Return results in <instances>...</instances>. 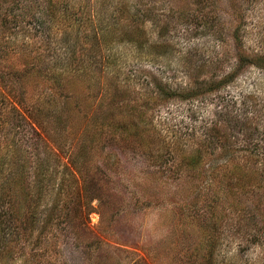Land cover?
<instances>
[{
  "label": "rangeland",
  "instance_id": "1",
  "mask_svg": "<svg viewBox=\"0 0 264 264\" xmlns=\"http://www.w3.org/2000/svg\"><path fill=\"white\" fill-rule=\"evenodd\" d=\"M72 1L54 0L56 21L43 17L40 11L46 9L48 0H16L1 7L0 64L20 67L23 57L36 58L35 53L41 51L44 55L38 61L46 60L43 67L47 63L51 66L52 61L62 56L66 31L71 32L69 42H74L70 24L75 23L73 15L74 20L77 16L71 9L66 11L67 3L72 7ZM89 1L80 0L84 11L92 9L97 0H93L92 6ZM135 1L141 9L155 10L157 23L149 22L146 31L149 41L158 48L163 46L167 53L147 55L121 38L98 41V48L92 39L85 51L102 60L101 64H94L95 77L98 79L108 71L118 73L126 85L124 90L127 87L132 92V103L142 101L139 93L156 91L158 82L179 94L193 85L194 76L208 81L229 76L238 70L237 53L241 47L252 56L264 58V0H168V5L163 0ZM9 7L14 11H9ZM7 11L17 21L13 22L11 31L3 30L2 26ZM64 15L70 21H63ZM204 16L208 18V26L201 22ZM164 25L168 31L160 37L159 30ZM86 31L89 35L97 32ZM121 35L116 33L115 37ZM79 43L85 44V39L80 38ZM45 49H48L46 53ZM83 49L79 44L77 54H84ZM107 63L113 66L106 67ZM33 86L28 85L26 96L16 90L14 97L0 85V156L15 138L12 125L22 116L26 120L20 141L27 146L30 143L37 152L43 151L39 142L29 140L32 134L22 100L29 97L31 104L45 96L50 86L40 78L37 96L32 95ZM102 88L98 82L90 92L79 87L83 106L102 103L99 102L102 98L99 121L106 111L111 114L101 122L103 128L109 119L130 122L120 111L127 110L125 99L129 94L114 91L104 99ZM80 113L73 112L71 123L80 121ZM148 116L151 122L147 127L141 126L137 137H109L107 133L92 137L94 132L100 133L97 130L85 137L95 141L82 169L86 181L79 177L74 183L69 178L66 187L77 189L72 194L73 188L68 187L70 198L77 197V201L85 203L91 200L94 211L88 217L84 213L80 216L77 208L70 206L63 214L71 212L69 223L59 219L64 222L55 221L44 234L38 227L30 238L29 233L17 230L19 244L28 253L29 241L40 237L38 264L204 263L200 251L201 219L195 220L190 211L201 206V188H198L201 185L178 164L185 156L205 147L218 165L232 158V164L264 173V69L247 66L220 90L197 99L171 100L150 111ZM139 118L134 120L139 122ZM214 127L216 132L211 130ZM225 135L226 140L221 139ZM80 139L84 137H71L67 149L76 152ZM63 173L58 163L54 174L61 178ZM248 175L255 177L252 173ZM257 176L254 181L260 177ZM85 183L88 192L82 190ZM241 196L240 201L246 205L244 215L239 218L230 210L226 214L218 229L214 264H264V190L255 189ZM51 204L52 201L46 207L43 205L41 220L48 216ZM61 206L66 207L64 202ZM0 208L7 206L1 202ZM14 247L20 249L19 245ZM20 250H15L16 262L7 261L8 256L5 258L7 264H34Z\"/></svg>",
  "mask_w": 264,
  "mask_h": 264
},
{
  "label": "trees",
  "instance_id": "2",
  "mask_svg": "<svg viewBox=\"0 0 264 264\" xmlns=\"http://www.w3.org/2000/svg\"><path fill=\"white\" fill-rule=\"evenodd\" d=\"M157 1L155 0V2ZM15 2L16 0H0V8ZM89 2L92 6L94 1L90 0ZM55 3L54 0H48L46 9H40L43 17L56 21ZM72 3V7L67 3L66 11L71 9V12L77 16L74 20L73 15L72 22L75 23L70 24L74 29V33H72L74 34V42L72 44L69 42L71 32L66 31L63 35L62 56L56 61H52L51 66H48L49 63H47L43 67L46 60L38 61L44 55L41 51L35 53L36 58L32 55L23 57L20 67L10 65V67H3L0 64V85L5 88L9 95L16 97V90H19L26 96L28 85L34 84L33 88L31 87L34 89L32 95L37 96L36 89L39 88L40 78L45 79L50 86L49 91L45 92V96L31 104L28 103L29 97L22 100L30 124L29 134H32L29 140L39 142L38 144H40L43 151L37 152L31 148L30 143L27 146L24 141H20L24 137L21 135L25 130L23 121L26 120L22 116L21 120H18L17 123L15 121L12 125V137L15 138L12 139L10 146H7V152L0 156V188L3 194L0 196V207L1 202L3 206H7L6 209L0 208L1 264H7L5 261L7 256V261L16 262L14 258H18L16 257L18 252H15V250L20 249V251H23L24 257L27 254L28 260L38 264L37 251L42 247L40 237H34L33 241H29L28 253V250L25 251L24 247L19 244L20 239L16 234L17 230L21 229L29 233L30 238L35 230H39L38 227L40 228L39 231L44 234L55 221L63 223L64 221L61 220L66 219L69 223L71 212L65 216L63 214L65 213L64 210L69 209L70 206L77 208L80 216L84 213L88 217L93 213L91 200L85 203L77 201V197L72 196L70 198L71 194H69L70 189L68 187L73 188L74 192L72 194L77 193V189L71 186L66 187V181L69 178H72L74 183L79 177L83 178V181L85 180L82 169L89 158L88 152L95 142L91 138L85 139L89 133L94 132V130L100 132H94L92 137H99L106 133L109 134V137H137L141 126L147 127L151 122L148 113L156 110L158 106L177 98L181 100L197 99L206 93L220 90L231 82L237 72L247 66L264 69L263 57L252 56L241 47V51L237 53L239 58L238 70L229 76L216 81L214 79L212 81L203 80L199 76H194L193 85H190L179 94L169 89L167 84L158 82L155 85L156 91H148L145 94L139 93L142 101H133L134 103H132V92L127 87L124 90L123 87L126 85L120 79L118 73L108 71L105 74H100L98 79L95 77L93 73L94 64H101L102 60H97L95 56H91L89 52L85 51L92 39H94L98 48V41L109 42L121 38L122 42L130 43L135 48L144 50L147 55L153 53L158 56L165 55L167 51L161 48L163 46L160 47L159 45L160 48L154 46L149 41L148 32L146 31V25L149 22L157 23V19L154 17L155 10L148 7L141 9L140 4L138 5L135 0H97L93 8L88 11H84L85 9L80 7V0H74ZM162 3L168 5L169 1L163 0ZM75 8H78V10L73 11ZM8 9L11 12L14 11L12 7ZM9 11H7V16L2 19V26L3 30L9 29L11 31L13 30V22L17 21L15 18H10L11 12ZM66 20L70 21L68 16L63 17V21ZM201 22L208 26L207 16H204ZM160 29V37H163L168 31V27L164 25ZM86 30L97 32L94 35H89L85 33ZM116 33L122 35L115 37ZM80 38L85 39V44H79L84 48L83 50L87 55H84L85 53L77 54L79 46L77 40H80ZM47 50L45 49L43 52L46 53ZM112 66L111 63L106 65L108 68ZM95 82L102 85L103 98L106 94L110 95L114 91H126V94H129L125 99L127 110L121 108L120 111L131 119L130 122H118L109 119L103 128L101 122L106 121L111 114L106 111L102 121H99L98 114L103 109L102 98L99 101L102 103L83 106L79 95V93L82 94V90L79 87H83L84 92H90ZM115 105H118V103L115 102ZM75 111L81 112L80 119H78L80 121L71 123ZM135 117H140L141 120L137 122L134 120ZM211 130L217 131L215 127ZM35 137L37 138L35 139ZM71 137H84L83 140L80 139L81 145L76 152L67 149ZM226 138L225 135L221 139L226 140ZM131 142L133 144L137 143ZM198 150L193 155L181 159L178 167H181L187 174H191L192 178L198 182V186L201 185V187H198L201 188L199 194L201 206L196 208L200 209L190 211L195 220L201 219L200 251L203 256V264H214V255L218 249L217 234L220 224L225 219L226 214H229V210L237 213L239 218L243 217L246 205L244 206L240 201L242 199L241 194L245 195L255 189L264 190V173L253 172L240 164H232V158L218 165L210 157L208 149L201 147ZM216 161H219V159H216ZM58 163L65 172L61 178H57L54 174V168ZM251 173L255 174L254 178L258 177L257 174L260 177L254 181V178L248 175ZM82 190L88 192L87 183L83 184ZM50 201H52V204L47 209L48 216L41 220L43 205L45 204L46 207ZM63 202L66 207L61 206ZM17 245L20 249H15L14 246ZM4 253L3 259L1 256Z\"/></svg>",
  "mask_w": 264,
  "mask_h": 264
}]
</instances>
